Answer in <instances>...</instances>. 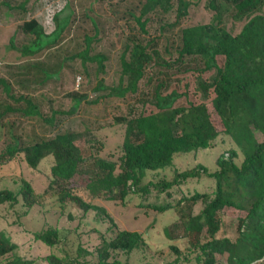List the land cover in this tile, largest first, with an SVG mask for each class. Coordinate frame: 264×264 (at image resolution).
<instances>
[{"label":"trees","instance_id":"obj_1","mask_svg":"<svg viewBox=\"0 0 264 264\" xmlns=\"http://www.w3.org/2000/svg\"><path fill=\"white\" fill-rule=\"evenodd\" d=\"M28 1L24 0L18 5L22 12H26ZM199 1L145 0L140 2L137 11H127L128 16L135 21L140 36L130 35L125 40L120 55L118 84L109 87L102 78L99 79L94 88L98 95L90 101L87 94L73 93L74 104L67 112L52 111L50 117L43 118L38 103L28 96L15 97L10 84L0 79L2 91L13 103H0V123L5 116L12 114L35 122L43 121L56 129V116L75 114L84 100L89 104H98L102 99H122L128 94H139L141 81L146 79L145 85L151 84L147 92L142 94V103L151 107V110L148 113L144 110L134 117L117 119L123 124L124 135L121 154L116 160L97 155L85 158L75 143L81 134L67 128L49 137L35 135L28 142L14 136L12 130L9 132L12 143L7 144L0 158L7 156L10 161L20 154L29 168L36 169L46 157L51 156L54 163L44 193L57 188L60 206L69 199L85 214L92 211L109 226L106 233L110 232L111 236L100 235L94 254L87 253L78 244L75 257L61 258L51 252L45 257L47 264H65L67 259L74 262L83 254L95 256L96 261L92 264H116L115 261H108L113 254L122 252L130 255L147 246L142 233L120 230L103 207L73 193L68 185L77 175L89 179L87 186L92 190L93 199L100 198L102 193L112 203L119 201L123 204L131 194L138 195L144 201L151 194V189L160 194L189 179L204 176L213 182L214 188L210 192L184 195L177 204L183 201L188 203L187 212H180L181 216H187L182 219V224L189 249L197 253V264H216L217 256L225 257L226 264H264V15L260 12L264 0H206L204 7L212 13L211 20L205 24L182 27L175 57L166 61L157 48V37L148 36V15L174 11L175 20L171 24L160 25L162 32L181 25L193 3ZM70 16L60 21L59 15L55 13V29L49 35L35 20L24 22L21 29L33 39L19 49L21 56H35L55 47L69 24ZM228 19L242 22L238 33L233 34L227 28L225 23ZM91 23L93 34H83V50L69 52L64 61L79 60L82 67L93 63L96 65V74L100 75L105 72L106 57L99 53L91 54L94 50L92 44L100 40L101 31L94 20L91 19ZM12 42L13 37L10 45L14 49L16 47ZM62 67V63L54 65V72L56 69L60 71ZM150 68L154 71L148 75ZM177 68L181 75H194L195 101L186 99L184 103L178 104L184 94L177 93L175 89L168 91L170 83L166 71ZM45 75L49 78L48 72ZM160 75L166 79H160ZM154 80L156 82L152 83ZM209 104L220 119L222 134L230 138L236 149L230 150L228 155L221 154L213 172L197 165L177 172L172 181L162 179L157 183H143L147 173L171 167L176 155L196 153L212 147L221 133L211 121ZM256 134H260L263 140L259 141ZM239 153L242 161L238 164L236 159ZM19 195L28 210L43 196L36 194L29 183L22 181L17 194L0 190V205L16 203ZM195 205H200V210L192 215L190 211ZM144 206L159 212L172 209L171 205ZM226 208L246 213L244 218L237 221L234 239L218 237L220 214ZM33 236L35 241L53 251L64 245V239L57 229L41 230ZM16 249L17 245L0 231V257L13 254ZM172 250L177 253L175 247ZM32 263V260L14 256L5 264ZM86 263L84 260L80 264Z\"/></svg>","mask_w":264,"mask_h":264},{"label":"rangeland","instance_id":"obj_2","mask_svg":"<svg viewBox=\"0 0 264 264\" xmlns=\"http://www.w3.org/2000/svg\"><path fill=\"white\" fill-rule=\"evenodd\" d=\"M22 1L24 0H0V79L10 84L15 97L19 95L31 97L40 106L43 118H46L52 115V111L67 112L74 104L73 93L87 94L88 101L93 99L98 95L94 92V88L101 78L106 86L118 84L120 55L125 40L130 35L140 36L135 21L128 16L127 11H137L140 2L145 0H29L25 6L26 12L18 8ZM205 3L206 0L194 2L188 17L181 22V25L162 32L160 25L171 24L175 20L174 11L148 15L150 18L146 27L148 36L157 37V48L166 61L175 57V49L180 44L178 34L182 27L205 24L211 20L212 13L205 9ZM260 12L264 15V5ZM55 13L59 15L60 21L71 14L69 24L58 44L35 56H21L19 49L33 39L21 29L23 23L35 20L43 27L44 33L49 35L55 29ZM91 19L100 26L101 30L100 40L92 44L94 50L91 54L99 53L106 57L105 72L100 75L96 74V65L93 63H87L82 67L79 60L64 61V58H68L69 52L83 50V34L87 33L90 36L93 34ZM225 24L233 34L238 33L242 26V22H234L230 19L226 20ZM12 37V43L16 47L14 49L10 45ZM61 63L63 64L61 70L56 69L54 72V65L59 66ZM153 71L152 68L148 69V75ZM47 72L49 78L45 75ZM166 72L170 83L168 91L175 89L177 93L184 94L178 100V104L184 103L186 99L196 100L193 74L181 75L179 68ZM160 77L166 79L165 76L160 75ZM145 82L146 79L140 82L139 94H128L122 99L115 97L102 99L98 104L82 101L75 114L56 116L57 129L50 128L40 120L35 122L21 115H7L0 123V154L4 153L7 144L12 143L9 133L11 130L21 141L28 142L35 135L49 137L67 128L82 135L75 143L85 158L97 155L116 160L121 154L120 147L124 135L123 124L117 119L134 117L144 110L146 113L151 110V107L142 103V94L151 87V84L147 86ZM155 82L154 80L152 83ZM10 101L0 85V103L13 104ZM208 111L213 125L221 133L212 147L196 153L176 155L171 167L147 173L143 183L149 181L157 183L162 179L172 181L177 172L192 169L197 165H202L213 172L217 167V158L221 154L228 155L230 150L236 149L230 138L222 134V124L210 104ZM256 138L259 141L263 140L260 134H256ZM7 159V156L0 158V190L17 194L22 181H26L36 194L43 195L29 210L24 206L20 195L16 203L0 205V231L17 245V249L13 252L14 256L32 260V264H47L45 257L51 252L61 258L75 257L78 244L87 253L94 254L100 235L111 236L110 232L106 233L108 223L94 212L85 214L69 199L60 206L57 188L44 193L48 187L50 168L54 163L51 156L46 157L36 169L29 168L20 154L10 161ZM241 161L242 155L239 153L236 162L239 164ZM88 184L89 179L86 176L77 175L69 182L68 187L85 201L93 200L103 207L120 230L142 233L147 242L144 249L134 251L130 255L122 252L113 254L112 259L108 260L109 263L115 261L116 264H197V253L189 249L182 224V219L187 216H181L180 212V210L187 212L188 203L183 201L178 206L177 204L184 195L210 192L214 188L210 179L204 176L189 179L160 194L151 189V194L144 201H141L138 195L131 194L124 201L125 204L119 201L112 203L113 201L107 200L108 196L102 193L100 198L93 199ZM141 203L171 205L172 209L159 212ZM199 210L200 205H195L190 214H197ZM245 214V211L233 208L224 209L220 214L221 226L218 237L234 239L237 221L244 218ZM49 228L57 229L64 239V245L54 251L35 241L33 236L34 233ZM172 247L176 248L177 253ZM13 254L0 257V264L11 261ZM84 260L87 261L86 264L96 261L94 255L83 254L74 262L67 259L65 264H80ZM216 264H226L225 257L217 256Z\"/></svg>","mask_w":264,"mask_h":264}]
</instances>
